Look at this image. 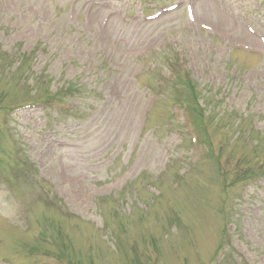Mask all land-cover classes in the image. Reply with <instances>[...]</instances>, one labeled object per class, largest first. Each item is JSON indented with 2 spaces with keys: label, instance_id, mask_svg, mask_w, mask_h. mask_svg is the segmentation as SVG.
Masks as SVG:
<instances>
[{
  "label": "rangeland",
  "instance_id": "1",
  "mask_svg": "<svg viewBox=\"0 0 264 264\" xmlns=\"http://www.w3.org/2000/svg\"><path fill=\"white\" fill-rule=\"evenodd\" d=\"M203 1L0 0V264H264V0Z\"/></svg>",
  "mask_w": 264,
  "mask_h": 264
},
{
  "label": "bare ground",
  "instance_id": "2",
  "mask_svg": "<svg viewBox=\"0 0 264 264\" xmlns=\"http://www.w3.org/2000/svg\"><path fill=\"white\" fill-rule=\"evenodd\" d=\"M199 6H200V8H204V9L207 7L206 4H205V2H204L203 0H200V2H199ZM246 38H247L248 40L254 42V43L256 42L255 37H253V36H251V35L246 34Z\"/></svg>",
  "mask_w": 264,
  "mask_h": 264
},
{
  "label": "trees",
  "instance_id": "3",
  "mask_svg": "<svg viewBox=\"0 0 264 264\" xmlns=\"http://www.w3.org/2000/svg\"><path fill=\"white\" fill-rule=\"evenodd\" d=\"M188 91H189V92H192L191 95L194 97V94L196 93V90L194 89V86H190V85H189V87H188ZM195 95H196V94H195ZM187 102H188V101H187ZM195 102L198 103V100L195 99ZM201 110H202V108H201ZM254 174H256V173L249 172V175H250V176H253ZM237 176H238V177H241L240 174H238Z\"/></svg>",
  "mask_w": 264,
  "mask_h": 264
},
{
  "label": "clouds",
  "instance_id": "4",
  "mask_svg": "<svg viewBox=\"0 0 264 264\" xmlns=\"http://www.w3.org/2000/svg\"><path fill=\"white\" fill-rule=\"evenodd\" d=\"M4 215H5L6 217L11 218V216L14 215V211H13V212H9V211L6 210V211L4 212Z\"/></svg>",
  "mask_w": 264,
  "mask_h": 264
}]
</instances>
